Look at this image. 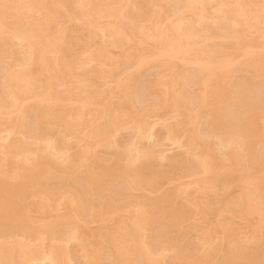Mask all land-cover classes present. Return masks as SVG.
I'll return each mask as SVG.
<instances>
[{
    "label": "bare ground",
    "instance_id": "6f19581e",
    "mask_svg": "<svg viewBox=\"0 0 264 264\" xmlns=\"http://www.w3.org/2000/svg\"><path fill=\"white\" fill-rule=\"evenodd\" d=\"M0 61V264H264V0H0Z\"/></svg>",
    "mask_w": 264,
    "mask_h": 264
},
{
    "label": "rangeland",
    "instance_id": "374dc122",
    "mask_svg": "<svg viewBox=\"0 0 264 264\" xmlns=\"http://www.w3.org/2000/svg\"><path fill=\"white\" fill-rule=\"evenodd\" d=\"M14 42L15 41H11V43H10V49H12V50H16L17 49V46H18V44L16 43V44H14ZM16 48V49H15ZM18 50V49H17ZM3 62H5V61H0V72H1V70L3 69V67H4V65H5V63H4V65H3ZM184 69L185 68H183V69H181L180 70V72H182V71H184ZM156 72H157V67L156 66H151V67H148V68H145V69H142L141 71H140V73H139V76H138V78L134 81V83H133V87H132V89H133V92H134V100H135V104L138 106V105H143V104H146V103H149V102H153V101H156V98H155V96L149 91V90H147L146 89V81H150L153 77H154V75L156 74ZM240 73H241V75H240ZM239 73V76H243L244 75V73L243 72H240ZM152 75V76H151ZM244 77H247V74L246 75H244L243 76V78ZM248 78V77H247ZM103 86V89H107V86L109 87V84H103L102 85ZM147 90V91H146ZM150 94V95H149ZM137 97V98H136ZM139 98V99H138ZM137 99V100H136ZM150 99V100H149ZM113 100H115V99H113ZM147 100V101H146ZM28 106V107H27ZM69 105H67V107H68ZM31 107H33V105H31V103L29 104H27L26 105V109H27V113H28V116H29V118H30V129L31 130H35L36 129V124H35V122H34V118H35V116H36V110H34L35 109V107H33L32 109H31ZM34 117V118H33ZM200 127H201V129L203 128V126L202 125H200ZM165 129L163 128V127H161L160 125H156L155 127H154V129H153V132H152V138L150 139V138H144V139H139V138H137V136L135 135V133L134 132H132V130H120L119 132H118V136H117V133H116V141H117V144L116 145H111V146H98L95 150H97V151H94V156L92 155L91 157H90V159H88L87 161H88V163L89 164H92V162H94L95 161V163H109L111 160H112V155H113V153L112 152H116V151H119V150H122L125 146H127L128 145V143H129V145H131L130 147H132V145H133V147H138V148H142V149H146V150H149V151H152V153L154 154V155H156V157H157V155L159 156H162L161 154H163V157H165L166 159H168V156H169V158L170 159H173V160H178L179 162L181 161L182 163H184L185 164V162H187L188 161V164H189V158H187L186 159V155L183 153V151L180 149V148H176L175 146H171V144H169V141L167 142V140H166V136H165V132L166 131H164ZM54 132L56 133L57 131L56 130H54ZM155 133V134H154ZM165 133V134H164ZM131 137V138H130ZM133 137H135V138H133ZM163 137V138H162ZM154 138V139H153ZM164 139V140H163ZM63 140H64V142L66 141V138H63ZM127 140V141H126ZM129 140V141H128ZM133 140V141H132ZM133 143V144H131V142ZM142 141V142H141ZM128 142V143H127ZM0 143H3L2 141H0ZM127 143V144H126ZM119 145V146H118ZM128 145V146H129ZM168 145H170V146H168ZM118 146V147H117ZM147 147V148H146ZM43 147L41 146V149H42ZM122 148V149H121ZM165 149V150H164ZM180 149V150H179ZM115 150V151H114ZM73 151V150H72ZM98 151H100V152H98ZM71 152V151H70ZM162 152V153H161ZM109 153V154H108ZM161 153V154H160ZM99 156V157H98ZM184 156V157H183ZM0 157H1V153H0ZM94 157V158H93ZM172 157V158H171ZM181 157V158H180ZM158 158V157H157ZM95 159V160H94ZM111 159V160H110ZM181 159V160H180ZM89 160H90V162H89ZM110 160V161H109ZM86 161V162H87ZM92 161V162H91ZM156 162H159L158 160H156ZM165 162H166V160H165ZM105 163V164H106ZM191 164V163H190ZM178 166H180V165H178ZM180 167H182V166H180ZM179 179V178H178ZM181 179V178H180ZM179 179V182L177 181V183L176 182H173L172 184H169V185H164L162 188L164 189L165 187L167 188V187H171V186H174V185H180V184H182V183H185L188 179L187 178H185V179H183L182 178V180H180ZM57 180H55V179H52L51 181H49V183L51 184V183H54V184H57V182H56ZM176 181V180H175ZM56 182V183H55ZM125 185H123L122 187L123 188H120V190L122 191V192H127L128 191V189H127V187L125 186ZM126 190V191H125ZM29 202H30V200H28ZM95 225H97V224H95ZM0 237L2 238V236H3V238H5V237H7L8 238V236H6V231L4 230V228L3 227H1L0 226ZM4 230V231H3ZM3 233H5V234H3ZM26 237L28 236L27 234H24ZM29 237V236H28ZM0 238V239H1ZM6 238V239H7ZM179 237H177V242L179 241L180 243H178V244H181V242H182V244L184 245L185 243H186V241L185 242H183L184 240H183V238H179ZM181 239H182V241H181ZM216 241H218V240H216ZM216 241H215V243H216ZM47 243H49V241L47 240ZM70 244H71V246H70ZM69 244V249L70 250H72V252L71 253H73L74 252V244H72V243H70ZM181 244V245H182ZM73 246V247H72ZM69 250V251H70ZM202 251L204 250V249H201ZM77 255H78V253H77ZM76 255V257L73 259L74 261H73V264H82L83 263V260L81 259V257L79 256H77ZM171 254H170V252H168L167 253V257H169ZM166 260H167V258H166Z\"/></svg>",
    "mask_w": 264,
    "mask_h": 264
}]
</instances>
